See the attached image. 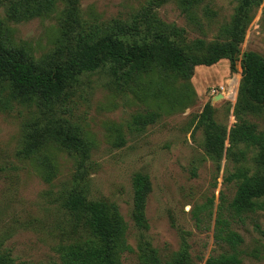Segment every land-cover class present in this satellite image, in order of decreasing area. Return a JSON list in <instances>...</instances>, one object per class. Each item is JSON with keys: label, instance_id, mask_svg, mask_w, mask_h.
Here are the masks:
<instances>
[{"label": "rangeland", "instance_id": "rangeland-1", "mask_svg": "<svg viewBox=\"0 0 264 264\" xmlns=\"http://www.w3.org/2000/svg\"><path fill=\"white\" fill-rule=\"evenodd\" d=\"M11 1L0 0L8 41L31 60L56 57L72 0H56L47 13L19 20L8 16ZM75 6L85 31L98 27L109 32L115 23H125L131 39L165 31L187 45L202 40L198 52H207L212 41L224 39L221 28L233 18L238 0H201L190 11H184L179 0H76ZM262 10L263 4L245 30L235 71L223 58L210 66L197 65L188 80L163 79L165 74L154 70L121 86L106 69L84 75L60 113L90 144L84 166L78 152L55 142L34 153L27 150L31 125L42 123L35 104L1 106L0 254L16 264H61L59 247L87 233L82 224L74 227L64 206L71 191L82 189L90 199L116 205L126 221L125 239L133 251L122 253L123 264H145L139 258L144 242L164 261L181 250L189 253L193 264L231 252L215 238L220 205V216L243 237L236 248L241 264H264V208L236 214L230 203L237 183L227 180L240 166L255 168L256 147L232 145L230 134L237 122L240 58L248 50L264 55ZM207 103L213 106L217 129H225L221 155L211 150L206 127L199 124ZM256 109L245 117L264 130V104ZM149 115L153 120L144 122ZM46 157L55 166L51 178L41 162ZM137 173L147 174L151 183L147 227L142 229L132 214ZM257 199L264 205V196Z\"/></svg>", "mask_w": 264, "mask_h": 264}, {"label": "trees", "instance_id": "trees-1", "mask_svg": "<svg viewBox=\"0 0 264 264\" xmlns=\"http://www.w3.org/2000/svg\"><path fill=\"white\" fill-rule=\"evenodd\" d=\"M55 1L12 0L7 13L12 20L32 18L52 10ZM75 1H69L56 57L49 56L42 61L29 59L8 41L7 27L0 17V107L12 105V102L35 104L41 112L42 123L37 121L31 125L26 135L27 150L34 153L48 142H55L78 152L83 158L82 166L89 158L90 144L81 129L60 113L68 106L72 89L84 75L106 69L121 86L131 85L144 73L154 70L165 74L163 79L173 76L188 80L197 65L210 66L223 58L229 60L230 69L235 71L245 30L262 4L264 15V0H238L233 18L221 28L224 39L212 41L207 52H198L203 47L202 40L187 45L177 42L165 31H154L140 40L131 39L125 23H115L109 32H101L98 27L85 31L77 18ZM179 1L184 11H190L201 0ZM176 29L173 26L172 30ZM240 61L242 79L234 107L237 122L231 129L230 141L232 145L244 142L256 147L257 151L253 170L240 166L227 176V180L237 183L235 197L230 203L236 214L264 208L257 199L264 196V130H258L256 124L245 117L264 104V55L248 50L243 52ZM212 107L206 104L199 124L206 127L211 150L221 155L225 129H217ZM152 117L149 115L144 122H151ZM41 162L47 167V178H51L55 173L54 164L48 157ZM133 187V219L139 228H146V199L151 190L149 176L135 174ZM64 206L75 221L74 227L82 224L87 233L59 247L61 264H123L122 253L133 249L126 242L127 224L116 205L90 199L84 190L75 189L64 201ZM221 208L220 205L215 238L229 245L232 251L210 255L205 264H241L236 248L243 237L229 228L228 221L220 216ZM140 246L139 258L145 264H193L185 250L164 261L148 242ZM0 264L16 263L10 256L0 254Z\"/></svg>", "mask_w": 264, "mask_h": 264}, {"label": "water", "instance_id": "water-1", "mask_svg": "<svg viewBox=\"0 0 264 264\" xmlns=\"http://www.w3.org/2000/svg\"><path fill=\"white\" fill-rule=\"evenodd\" d=\"M218 97H220V95Z\"/></svg>", "mask_w": 264, "mask_h": 264}]
</instances>
